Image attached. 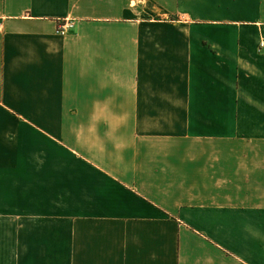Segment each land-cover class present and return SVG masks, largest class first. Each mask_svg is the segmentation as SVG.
I'll use <instances>...</instances> for the list:
<instances>
[{
	"label": "crops",
	"instance_id": "0c3cea01",
	"mask_svg": "<svg viewBox=\"0 0 264 264\" xmlns=\"http://www.w3.org/2000/svg\"><path fill=\"white\" fill-rule=\"evenodd\" d=\"M0 24V264H264V0Z\"/></svg>",
	"mask_w": 264,
	"mask_h": 264
},
{
	"label": "built area",
	"instance_id": "2783aa9c",
	"mask_svg": "<svg viewBox=\"0 0 264 264\" xmlns=\"http://www.w3.org/2000/svg\"><path fill=\"white\" fill-rule=\"evenodd\" d=\"M69 29H72V25L69 23H63V24H61V26L59 28V33L64 34V33L68 32ZM2 30H3L2 25L0 24V31H2ZM260 50L264 51V39L260 43Z\"/></svg>",
	"mask_w": 264,
	"mask_h": 264
}]
</instances>
